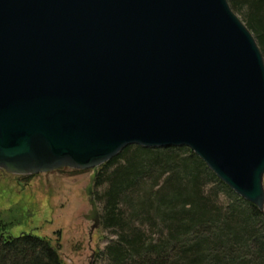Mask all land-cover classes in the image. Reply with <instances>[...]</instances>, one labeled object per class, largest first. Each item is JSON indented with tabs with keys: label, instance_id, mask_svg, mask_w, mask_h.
I'll return each mask as SVG.
<instances>
[{
	"label": "water",
	"instance_id": "water-1",
	"mask_svg": "<svg viewBox=\"0 0 264 264\" xmlns=\"http://www.w3.org/2000/svg\"><path fill=\"white\" fill-rule=\"evenodd\" d=\"M130 146L188 148L264 214V57L228 0H0V172L91 171L94 213Z\"/></svg>",
	"mask_w": 264,
	"mask_h": 264
},
{
	"label": "trees",
	"instance_id": "trees-1",
	"mask_svg": "<svg viewBox=\"0 0 264 264\" xmlns=\"http://www.w3.org/2000/svg\"><path fill=\"white\" fill-rule=\"evenodd\" d=\"M228 2L264 57V0ZM94 198L101 229L117 235L106 264H264V214L188 148L127 147L99 167ZM33 215L0 211V264H65L58 244L33 234Z\"/></svg>",
	"mask_w": 264,
	"mask_h": 264
},
{
	"label": "rangeland",
	"instance_id": "rangeland-1",
	"mask_svg": "<svg viewBox=\"0 0 264 264\" xmlns=\"http://www.w3.org/2000/svg\"><path fill=\"white\" fill-rule=\"evenodd\" d=\"M91 174V171L60 169L18 180L0 173V211L26 206L34 213L31 228L37 231L33 234L58 244L65 264H106L102 253L117 235L100 226L92 229L94 221L99 220V204L91 213L85 193ZM210 187L206 186V191ZM217 203L224 206L227 198L219 194ZM28 230L15 228L12 234L16 236Z\"/></svg>",
	"mask_w": 264,
	"mask_h": 264
},
{
	"label": "flooded vegetation",
	"instance_id": "flooded-vegetation-1",
	"mask_svg": "<svg viewBox=\"0 0 264 264\" xmlns=\"http://www.w3.org/2000/svg\"><path fill=\"white\" fill-rule=\"evenodd\" d=\"M0 173H5V172H0ZM30 177V176H29ZM15 178V177H14ZM25 178H27V177H17L16 179H18V180H21V179H25Z\"/></svg>",
	"mask_w": 264,
	"mask_h": 264
}]
</instances>
